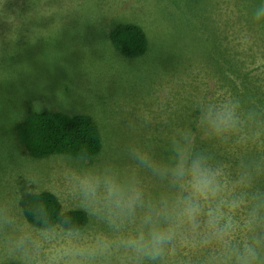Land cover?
<instances>
[{
  "label": "rangeland",
  "instance_id": "obj_1",
  "mask_svg": "<svg viewBox=\"0 0 264 264\" xmlns=\"http://www.w3.org/2000/svg\"><path fill=\"white\" fill-rule=\"evenodd\" d=\"M260 0H0V200L20 207L28 192L50 191L64 211L79 210L59 191L65 167L78 157L34 158L22 152L15 126L27 107L91 116L102 149L93 163L131 168L125 149L137 144L166 155L177 127H194L198 96H235L264 111V22ZM139 26L146 52L125 58L112 45L118 24ZM42 107H34L36 103ZM137 125L133 132L128 122ZM197 147L234 171L255 145ZM152 192L164 186L147 173ZM36 177L38 183H30ZM85 228L97 230L89 218ZM0 264H17L0 260Z\"/></svg>",
  "mask_w": 264,
  "mask_h": 264
},
{
  "label": "clouds",
  "instance_id": "obj_2",
  "mask_svg": "<svg viewBox=\"0 0 264 264\" xmlns=\"http://www.w3.org/2000/svg\"><path fill=\"white\" fill-rule=\"evenodd\" d=\"M264 22V0L253 9ZM194 127H177L166 155L128 145L131 168L113 161L65 167L59 191L98 226L70 215L53 219L47 206H30L32 222L15 202L0 200V260L17 264H264V111L225 96L193 101ZM34 107L41 109L37 102ZM134 121L128 122L131 131ZM255 145L233 171L197 147ZM143 173L164 186L148 189ZM30 183H38L36 177Z\"/></svg>",
  "mask_w": 264,
  "mask_h": 264
},
{
  "label": "trees",
  "instance_id": "obj_3",
  "mask_svg": "<svg viewBox=\"0 0 264 264\" xmlns=\"http://www.w3.org/2000/svg\"><path fill=\"white\" fill-rule=\"evenodd\" d=\"M110 41L125 58L140 57L147 49L146 35L135 24H118L110 32ZM15 135L23 153L40 159L57 154L89 158L102 149L100 130L89 115L69 116L27 107L23 118L15 126ZM34 202L45 204L53 219L66 213L83 227L88 222V217L80 210L64 211L57 196L47 190L28 192L22 196L20 207L29 222H32L30 206Z\"/></svg>",
  "mask_w": 264,
  "mask_h": 264
}]
</instances>
